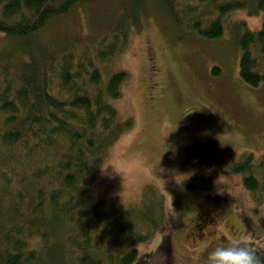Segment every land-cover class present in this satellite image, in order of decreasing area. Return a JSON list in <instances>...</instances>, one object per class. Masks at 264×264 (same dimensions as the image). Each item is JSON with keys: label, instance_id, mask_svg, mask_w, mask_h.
Returning a JSON list of instances; mask_svg holds the SVG:
<instances>
[{"label": "trees", "instance_id": "obj_1", "mask_svg": "<svg viewBox=\"0 0 264 264\" xmlns=\"http://www.w3.org/2000/svg\"><path fill=\"white\" fill-rule=\"evenodd\" d=\"M94 1L0 0V33L29 39L50 20ZM132 1L137 17L140 0ZM157 1L181 34L204 38L222 36V18L230 11L264 12V0ZM127 22L118 17L99 35L73 31L25 62L0 55V264H131L134 244L165 227L164 195L152 184L143 185L144 203L120 218L102 214L93 197L110 147L131 127L112 104L127 73L110 64L136 21ZM231 37L240 78L258 86L264 81V25L250 30L234 21ZM218 174H239L253 203H262L264 153H229L218 170L194 172L187 187L213 190ZM244 243L264 261L252 242Z\"/></svg>", "mask_w": 264, "mask_h": 264}, {"label": "rangeland", "instance_id": "obj_2", "mask_svg": "<svg viewBox=\"0 0 264 264\" xmlns=\"http://www.w3.org/2000/svg\"><path fill=\"white\" fill-rule=\"evenodd\" d=\"M135 3L83 4L29 39L0 33V55L25 62L73 31L99 35L118 17L129 25L136 21L124 50L110 62L127 73L112 104L119 121L130 119L131 127L110 147L109 157L127 151L143 157L146 167L133 182L122 183L100 170L93 189L99 211L120 218L129 206L144 203L146 183L164 195L166 225L134 244L131 264H207L214 249L232 241L252 242L264 254V198L255 205L239 174L216 175L210 191L187 187L194 172L218 170L229 153H264V81L253 87L240 78L239 50L231 37L234 21L260 29L264 12L230 11L222 18V36L204 38L181 34L154 0H140L135 17ZM214 67L220 71L213 73Z\"/></svg>", "mask_w": 264, "mask_h": 264}, {"label": "clouds", "instance_id": "obj_3", "mask_svg": "<svg viewBox=\"0 0 264 264\" xmlns=\"http://www.w3.org/2000/svg\"><path fill=\"white\" fill-rule=\"evenodd\" d=\"M146 163L141 156L123 153H113L109 162L100 167L102 173H107L109 178L119 176L121 183L124 180L133 182L143 173ZM111 172L108 173V169ZM207 264H264L256 254L255 249L242 241H232L228 247H217L208 256Z\"/></svg>", "mask_w": 264, "mask_h": 264}]
</instances>
